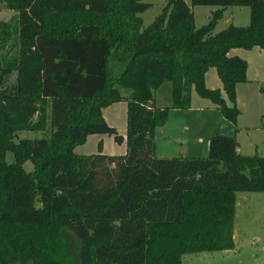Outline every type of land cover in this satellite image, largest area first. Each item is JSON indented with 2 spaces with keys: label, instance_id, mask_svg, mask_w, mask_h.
<instances>
[{
  "label": "trees",
  "instance_id": "16d2710c",
  "mask_svg": "<svg viewBox=\"0 0 264 264\" xmlns=\"http://www.w3.org/2000/svg\"><path fill=\"white\" fill-rule=\"evenodd\" d=\"M0 1L14 10L10 26L0 21V264H180L232 248L235 193L264 191V155L214 133L204 156H157L153 131L169 107L189 105L191 88L235 120L247 63L227 51L264 49V0H164L146 25L149 1ZM194 4L217 7L196 26ZM226 5H247L248 22L211 32ZM209 66L230 103L205 85ZM165 80L169 104L156 106ZM121 99L125 151L75 152L89 133L122 141L101 114ZM47 125L48 136L14 140Z\"/></svg>",
  "mask_w": 264,
  "mask_h": 264
},
{
  "label": "rangeland",
  "instance_id": "374dc122",
  "mask_svg": "<svg viewBox=\"0 0 264 264\" xmlns=\"http://www.w3.org/2000/svg\"><path fill=\"white\" fill-rule=\"evenodd\" d=\"M141 1H149L151 3L144 10L139 12L142 25H146L153 16L160 11L164 0ZM186 2L189 3L188 0H186ZM210 7H212L211 4H194L191 6L194 24L196 26H199L207 20ZM13 14L14 10L9 9L3 1H0V21L7 22L8 26H10L14 20ZM229 21L234 24H246L248 22V6L227 5L223 16L219 18L218 26L222 27ZM4 41L5 45H9V39H4ZM246 49L247 48L244 50ZM244 50H242V52L246 54L248 59L247 61L244 57L247 63L245 80L238 81L234 98V104L238 108V112L233 123H227L222 126L221 124H223V122H221L218 129L221 133L228 134L233 133V126H236L237 129L235 133L237 139H239L241 150L245 151V153L256 151L258 154L264 155V49L261 50L260 53H257L255 49L249 51ZM121 67L122 63L116 67V73ZM14 78L15 71L12 70L6 78V83H12ZM210 82L211 81L208 80V83ZM158 91L159 93L155 94V102L157 104L167 103L169 100V88L167 83H161ZM193 91L194 96L206 99L209 102L210 98L198 95L195 93L194 89ZM224 100L226 103H230L227 97L224 98ZM170 108L171 107L168 108V114ZM176 108H179L178 111H173L169 115V118L167 116V125L172 126L174 129H177L180 123H185L187 127H189L196 113L198 112L200 114V110L195 112L187 111V109L180 107ZM211 122L212 117L204 115L202 122H200L199 119L197 125H193L187 130L192 143L194 142L197 144V149L194 150L196 154L194 155H206L207 150H205V139H203V137ZM48 133L49 125H47L44 130H18L14 140L19 137L48 136ZM197 136L202 138L200 142H195ZM247 142H250L251 145L248 146ZM181 151L184 152L183 149ZM12 158L11 151H6V159L12 160ZM22 165L26 170L31 169L29 160H25ZM235 202L236 208L238 209H236V211L239 212L234 220L237 229V234L234 236L233 240L234 246L227 250H203L183 253L181 255L180 264H264V191L238 190L236 191Z\"/></svg>",
  "mask_w": 264,
  "mask_h": 264
},
{
  "label": "crops",
  "instance_id": "0c3cea01",
  "mask_svg": "<svg viewBox=\"0 0 264 264\" xmlns=\"http://www.w3.org/2000/svg\"><path fill=\"white\" fill-rule=\"evenodd\" d=\"M226 6L224 7V9L222 11L221 17L224 14ZM215 7H217V6L212 5V7H210L209 11H211ZM190 8H191V6H190ZM209 14H210V12H209ZM218 21H219V18L217 19V21H216L214 27L212 28L211 32H214V31L223 27V26L222 27L218 26ZM229 22H231V21H229ZM244 49L245 48H243V47H237V46L236 47H230L227 51V54H229V55L237 54L243 58L245 57L246 60L248 61L246 54L244 52H242V50H244ZM251 49H255L257 51V53H260V51L263 50L260 47H258L257 45H253L252 47L247 48L244 51H249ZM246 70H247V66H246ZM208 80L211 82L208 83ZM165 82L167 83V86L169 88L168 80H165L162 83H165ZM204 82H205V85L208 87H219L222 96L224 98H226L225 93L221 88V82H220V79L218 78V76L216 74L214 66H209L207 68V70L204 72ZM237 85H238V82L235 83V88L237 87ZM159 86L160 85L153 88L152 94H153L154 104L156 106L161 107V106L168 105L169 100L167 101V103H164V104H157L155 102V94L159 93V91H158ZM120 91L124 94H127V92H128L127 89L122 88V87H120ZM178 109L179 108L171 107L169 109L168 118H169V115L173 111H178ZM184 109H187V111H195V112L200 110V114L198 112L196 113V116L191 120L189 127H187V125L185 123H180V124H178L177 129H174L172 126L167 125L168 118L166 119V121L163 124L156 126L154 128V131H153V138H154V153L157 156H170V155L191 156V155L196 154V153H194L195 152L194 150L197 149V144L194 142L192 143V141L189 137V132H187V130L189 128H191V126L197 125V122L199 121V119H200V122H202L204 115H208L209 117L210 116L212 117V122L207 127L206 134L203 137V139H205V148H206L205 150H207L208 139H209L210 135H212L214 133H221V131H219V129H218L221 122H223V124H221V125L224 126L227 123H233L235 121V120L230 121L229 119L224 117L222 114L220 115V112L218 111L217 106L213 102H211L210 100L208 102L206 99L198 98V97L194 96L193 89L190 90L189 105ZM101 114L104 117L105 121L108 124L114 126V128L122 135V137H123L122 141L120 143L115 142L112 139V135H110L108 133H99V132L89 133L86 135L85 140L82 143L74 145L73 150L75 152L93 153V152L98 151V149H100V151L103 153L119 154V153H123L125 151V141H124L125 114H126V102H125V100L121 99V100L113 101V102L109 103L108 105L103 106L101 108ZM236 129H237V127L233 126V130H234L233 133H228V135H233L237 141L236 150L242 154L257 153L256 151H253L252 153H247V152L245 153V151L241 150V148H240L241 145L239 143V139H237V136L235 133ZM99 140L101 142L100 148H98V146H97V142ZM200 140H202V138L197 136L195 139V142H200ZM247 145L250 146L251 143L247 142ZM182 149L184 150V152L181 151ZM206 153H207V151H206ZM196 156H200V155H196ZM235 195H236V193H235ZM236 209L237 208H236V202H235L234 220H235V218L239 212V211L237 212ZM234 220H233V230H234L233 240H234V236L237 234V229L235 227L236 223L234 222ZM222 250H227V249H222ZM263 254H264V251H263Z\"/></svg>",
  "mask_w": 264,
  "mask_h": 264
}]
</instances>
